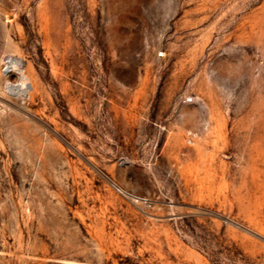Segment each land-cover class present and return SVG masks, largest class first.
<instances>
[{"label":"rangeland","instance_id":"374dc122","mask_svg":"<svg viewBox=\"0 0 264 264\" xmlns=\"http://www.w3.org/2000/svg\"><path fill=\"white\" fill-rule=\"evenodd\" d=\"M0 264H264V0H0Z\"/></svg>","mask_w":264,"mask_h":264},{"label":"bare ground","instance_id":"6f19581e","mask_svg":"<svg viewBox=\"0 0 264 264\" xmlns=\"http://www.w3.org/2000/svg\"><path fill=\"white\" fill-rule=\"evenodd\" d=\"M25 84V83H24Z\"/></svg>","mask_w":264,"mask_h":264}]
</instances>
